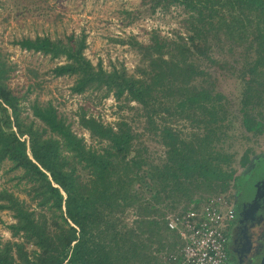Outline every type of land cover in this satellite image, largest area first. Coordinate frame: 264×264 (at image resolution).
Listing matches in <instances>:
<instances>
[{
    "label": "trees",
    "instance_id": "1",
    "mask_svg": "<svg viewBox=\"0 0 264 264\" xmlns=\"http://www.w3.org/2000/svg\"><path fill=\"white\" fill-rule=\"evenodd\" d=\"M143 1L150 12L180 7L184 31L116 38L138 51L135 73L93 62L84 31L11 43L63 58L50 72L74 76L72 93L90 88L136 108L162 153L125 117L109 123L82 110L78 122L97 144L87 143L50 99L29 98L36 83L12 84L14 64L0 53V168L9 161L26 182L25 197L0 189V210L14 219L0 264H174L183 242L166 213L228 198L237 167L260 160L250 141L264 136V0Z\"/></svg>",
    "mask_w": 264,
    "mask_h": 264
},
{
    "label": "rangeland",
    "instance_id": "2",
    "mask_svg": "<svg viewBox=\"0 0 264 264\" xmlns=\"http://www.w3.org/2000/svg\"><path fill=\"white\" fill-rule=\"evenodd\" d=\"M183 17L178 6L150 12L143 0H0V53L3 59L14 64L12 84L25 87L28 83H36L29 98L50 99L70 123L71 129L82 135L87 143L97 144L78 122L82 110L109 123L118 116L125 117L136 131L142 133L140 141L150 151L162 153L163 147L143 132V118L136 114V108H119L112 94L99 100L98 92L90 88L82 93H72L70 86L74 76H53L50 72V68L63 58L50 59L48 55L20 49L11 40L25 35L49 34L54 37L70 31H84L87 41L85 53L93 62L100 59L108 69L112 65H122L128 73H135L141 64L138 51L130 43L115 39L128 41L130 36H134L146 42L152 31L162 35L183 32ZM232 83L229 79L225 85L230 89ZM130 105L136 106L135 102H130ZM176 127L184 128L181 123ZM250 142L257 156H262L264 136ZM9 164V161H4L0 168V189L6 187L25 197L26 182L18 179L19 170H8ZM245 168L237 167L238 173H243ZM131 216L129 213L127 218ZM13 220L10 211L0 210L2 239H11L6 225Z\"/></svg>",
    "mask_w": 264,
    "mask_h": 264
},
{
    "label": "built area",
    "instance_id": "3",
    "mask_svg": "<svg viewBox=\"0 0 264 264\" xmlns=\"http://www.w3.org/2000/svg\"><path fill=\"white\" fill-rule=\"evenodd\" d=\"M232 207L222 194L169 211L165 220L183 242L174 264H233L226 249L225 227ZM169 257L175 259V255Z\"/></svg>",
    "mask_w": 264,
    "mask_h": 264
},
{
    "label": "flooded vegetation",
    "instance_id": "4",
    "mask_svg": "<svg viewBox=\"0 0 264 264\" xmlns=\"http://www.w3.org/2000/svg\"><path fill=\"white\" fill-rule=\"evenodd\" d=\"M239 174L227 200L232 216L225 227L228 257L236 255L247 235L256 230L264 236V154Z\"/></svg>",
    "mask_w": 264,
    "mask_h": 264
},
{
    "label": "water",
    "instance_id": "5",
    "mask_svg": "<svg viewBox=\"0 0 264 264\" xmlns=\"http://www.w3.org/2000/svg\"><path fill=\"white\" fill-rule=\"evenodd\" d=\"M234 264H264V236L259 231L247 235Z\"/></svg>",
    "mask_w": 264,
    "mask_h": 264
},
{
    "label": "crops",
    "instance_id": "6",
    "mask_svg": "<svg viewBox=\"0 0 264 264\" xmlns=\"http://www.w3.org/2000/svg\"><path fill=\"white\" fill-rule=\"evenodd\" d=\"M181 248V247H180ZM180 260V259H179ZM176 261H178V260H176Z\"/></svg>",
    "mask_w": 264,
    "mask_h": 264
}]
</instances>
